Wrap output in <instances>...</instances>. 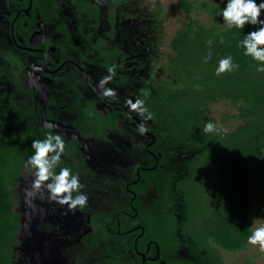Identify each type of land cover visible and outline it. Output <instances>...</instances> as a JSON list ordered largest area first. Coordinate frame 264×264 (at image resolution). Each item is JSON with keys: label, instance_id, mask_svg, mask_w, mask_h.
<instances>
[{"label": "trees", "instance_id": "obj_1", "mask_svg": "<svg viewBox=\"0 0 264 264\" xmlns=\"http://www.w3.org/2000/svg\"><path fill=\"white\" fill-rule=\"evenodd\" d=\"M195 2L178 0V7L190 13ZM78 5L93 15L94 7ZM207 7L213 24L206 27L188 17L170 42L169 74L154 80L155 93L146 87L138 95L153 114L150 132L156 143L151 150L162 155L157 168L141 172V184L131 188L145 229L138 250L144 252L147 242L155 241L160 252L155 264H225L222 253H244L258 216L252 195H264V73L256 71L257 62L240 45L258 26L228 29L220 6ZM209 51L212 57L205 63ZM107 54L102 53V64L112 63L113 52ZM227 56L239 69L217 76L218 62ZM221 102L236 108L240 123L230 132L205 134V123H215L209 108ZM26 115L15 119L0 107V264H19L24 253V189L34 179L24 165L34 152L33 140L48 134L38 124L26 125ZM114 122V116L107 124L88 116L78 127L83 135L104 138ZM176 192L182 196L180 212ZM47 196L45 191L36 199ZM245 264L256 263L250 257Z\"/></svg>", "mask_w": 264, "mask_h": 264}, {"label": "flooded vegetation", "instance_id": "obj_2", "mask_svg": "<svg viewBox=\"0 0 264 264\" xmlns=\"http://www.w3.org/2000/svg\"><path fill=\"white\" fill-rule=\"evenodd\" d=\"M130 1L109 0L111 8L106 14V22L111 30L101 36L102 11L98 4L89 0H68L66 5L61 0H0V50L10 60L6 65L0 62V107L10 111L15 119L28 111L29 115L23 117L24 123L38 124L44 131L52 129L43 128V120L59 125L54 131L63 136L66 149L73 145L94 146V140L108 143L125 140L132 148L138 146L144 151L143 162L135 160L139 165L132 168L131 163H125L126 157L116 159L115 154H109L111 148L102 150L108 152L114 164L109 167L122 178L121 194L116 200H109V197L106 200L102 191L99 194L98 187L85 188L89 196L88 206L78 210L76 217L72 216L75 226L63 223L69 232L65 240L70 246L68 252L71 251V255L67 261L71 264H155L160 261L155 241H148L144 252L138 250L145 229L140 224L137 193L131 188L141 184V172L157 168L162 155L151 150L156 143L150 132L152 121H143L137 113L129 110L126 101L131 99L134 102L146 87L155 93L154 80L162 78L155 76L157 62L153 59L149 82L131 90L128 55L108 41L113 40L117 29V10ZM78 2L94 7L93 15L81 9ZM152 11L153 15L149 17L151 25L155 26L163 10L160 4H155ZM82 49L85 50L83 53ZM104 52L107 55L113 52L112 63H101ZM113 64L118 66L117 74L107 87L117 92L115 100L101 97L97 88L107 74V67ZM14 72L19 73V86L15 84ZM22 86L29 103L20 98ZM15 103L22 104L24 109L17 110ZM88 116L92 121L105 124L114 116L115 122L106 130L104 138L95 134L83 135L78 123ZM141 123L149 129L146 135L137 131ZM147 201L152 205L151 200ZM37 202L50 203L48 196ZM59 206L50 205L56 217L65 220L68 213L65 215ZM50 224L42 226L51 233L54 230ZM73 253L77 255L75 261Z\"/></svg>", "mask_w": 264, "mask_h": 264}, {"label": "rangeland", "instance_id": "obj_3", "mask_svg": "<svg viewBox=\"0 0 264 264\" xmlns=\"http://www.w3.org/2000/svg\"><path fill=\"white\" fill-rule=\"evenodd\" d=\"M67 1L61 0V3L66 5ZM89 1L98 4L102 11L99 34L103 36L107 32L109 33L111 29L106 22V14L111 8L109 0ZM226 2L227 0H196L194 8L190 13L178 7V0H131L130 4L120 7L116 13L118 22L114 38L108 41L111 43V46L114 45L121 48L128 55L131 90H136L144 82H149V71L153 59L157 62L155 76L165 79L169 74L167 69L169 65L167 56L172 55L169 48L170 42L182 28V25L187 22V18L191 17L193 20H198L202 25L210 27L214 19L210 15L211 11L207 7L208 4H212L213 7L220 6L223 10ZM155 4H160L163 12L160 14L158 23L153 26L151 25V18L149 16L153 15L152 10ZM66 12L70 14L69 9ZM131 15L134 17H128ZM221 20L223 23L222 18ZM83 51L85 50L82 49V53ZM0 62L5 65L7 62H10L1 50ZM14 73L15 84L19 86V73ZM23 88L24 86L19 91L20 98L24 103H29L30 99L25 94ZM14 105L17 107V110L24 109L22 104L18 106L15 103ZM236 115V108L227 102H221L209 108V118L213 119L218 127H223L225 132L232 131L240 123ZM94 142V146L89 144H85L84 146H70L66 149L62 165L72 168L74 173L79 174L81 183L85 185L84 192L87 186L92 188L98 187L99 194L102 191V196L104 197L106 195V200H108V197L109 200H116L121 194L120 184L122 178H120L119 174L113 172L114 168L111 169L109 167L111 163L112 165L114 164L108 152L102 150L105 147L111 148L109 154H115L116 159L126 157V162H123L131 163L132 168L133 166L136 167L139 165L135 160H138V163L139 161L143 162L145 158L144 151L138 146H135L136 149L132 148L125 140L111 143L99 140H94ZM116 154L120 156L118 157ZM108 187L110 190L107 191ZM174 195H176L174 198L176 212H180L182 209V196L181 194H177V192ZM51 204L56 203L37 202L31 208L32 215H35L38 221L37 225H30L25 238L26 250L22 261L24 264H71L70 261H67L71 255V251L68 252L70 246L68 247V242L65 240L67 238L65 235L69 234V232L65 230L63 223L68 224L69 227L75 226V223L69 215L64 218L65 220L60 216L56 217L55 210L50 207ZM251 204L253 210L258 212V216L254 220V228L260 223H264V195L254 192ZM62 211L66 212V207L62 208ZM69 213L73 214L72 212ZM73 215L76 217L78 210ZM179 216L178 218L180 220L181 216ZM48 222L51 223L52 231L54 230L51 233L45 231L42 226ZM72 255L74 261L77 260V255L75 253ZM222 255L225 264H245V260L250 257L254 258L256 264H264V252L260 251L258 247L251 245L244 253H222Z\"/></svg>", "mask_w": 264, "mask_h": 264}, {"label": "clouds", "instance_id": "obj_4", "mask_svg": "<svg viewBox=\"0 0 264 264\" xmlns=\"http://www.w3.org/2000/svg\"><path fill=\"white\" fill-rule=\"evenodd\" d=\"M223 23L228 29L236 28L244 30L246 26H258L255 30L244 35V39L240 42L243 47L244 55L250 56L257 62L256 71L264 73V0H227L226 6L223 7L222 13ZM220 43H224L221 36ZM212 45V40L207 42ZM212 57L211 51L205 57L204 62L207 63ZM117 65L113 64L107 67V74L99 81L97 88L100 89V96L115 100L117 92L115 89L107 87L117 74ZM239 69V64L235 63L232 56L221 58L218 67L215 70L217 76L234 72ZM200 90L197 85V91ZM130 111L137 113L143 121L151 120L153 114L149 111L146 101L137 98L134 102L131 99L126 101ZM54 127L48 132L45 138L33 140L31 147L33 154L26 160L24 167L28 169L34 177L30 187L24 189V202L28 206H32V201L38 195L42 196L46 191L48 200L66 207V212L73 214L77 210H83L88 206L89 196L83 191L85 185L80 181L78 173H74L73 169L67 166H61L62 157L66 154V142L63 136L54 131ZM140 135H146L149 131L145 123H141L137 129ZM203 132L205 134H221L225 132L223 127H218L216 123L207 121L204 125ZM59 169V171H57ZM247 244L258 247L264 252V223L255 226L251 234L247 237Z\"/></svg>", "mask_w": 264, "mask_h": 264}, {"label": "water", "instance_id": "obj_5", "mask_svg": "<svg viewBox=\"0 0 264 264\" xmlns=\"http://www.w3.org/2000/svg\"><path fill=\"white\" fill-rule=\"evenodd\" d=\"M52 125V126H55V128H58L59 125L55 124V123H52V122H48L46 120H43V124H42V127L43 128H46V129H50L49 126ZM37 201H35L34 203H36ZM34 203L32 202V206H26L25 210H22V213H23V216H24V219H23V224H22V240L25 244L26 242V236H27V233L29 231V227L30 225H37V221H38V218L35 217V215H32L33 212H31V208L34 206ZM69 216H73V214H70L69 212H67ZM25 250H26V244L24 246V253L22 254V257L20 258V263L19 264H24L22 263L23 261V257H24V254H25Z\"/></svg>", "mask_w": 264, "mask_h": 264}]
</instances>
